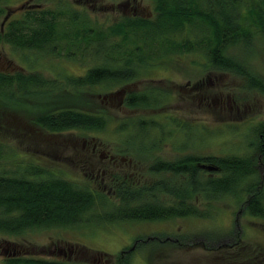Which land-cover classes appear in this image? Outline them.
Listing matches in <instances>:
<instances>
[{
  "label": "rangeland",
  "instance_id": "1",
  "mask_svg": "<svg viewBox=\"0 0 264 264\" xmlns=\"http://www.w3.org/2000/svg\"><path fill=\"white\" fill-rule=\"evenodd\" d=\"M58 1L4 0L0 7L9 12L8 17H14L24 5L54 7ZM66 1L84 12L96 29L104 31L125 18L153 19L156 15L154 0ZM4 17L5 14L0 15V30L8 18ZM255 32L248 48L237 45L227 50L243 66V74L206 66L201 52L178 53L165 56L154 65H142L132 81L94 86L81 92L65 87V78L82 75L87 68L105 62L103 57L83 59L77 52L73 58H67L65 53L21 51L0 42V72L38 73L57 83L50 91L47 88L52 98L59 100L52 106L103 112L107 119L99 131L76 129L51 133L34 122L46 106L39 105L47 99L46 89L21 99L16 103L17 108L0 103V141L5 145L0 169L14 171L37 165L77 184L99 186L108 192L127 178L141 184L161 177H168L170 185L186 182L185 175L151 174L148 166L155 159L169 160L187 153L254 154L261 140L258 129L264 126V93L251 87L247 77L256 75L264 80V35ZM117 40L113 37L107 43ZM245 71L248 74L244 75ZM143 91L154 92L152 96L159 103L134 107L124 104L128 93ZM139 120H154L156 125L145 130H136L132 125L125 130L118 128L121 122ZM130 128L136 140L130 138ZM201 176L205 178L208 174ZM166 197L160 195L170 203L171 197ZM190 200L200 208L205 207L199 194ZM211 206L213 215L207 219L120 221L31 228L17 235L0 233V264L11 253L80 264H114L113 255L130 246L136 237L155 233L172 237L182 234L188 240L147 241L134 254L131 264H239L249 259L246 256L264 251L260 218L245 214L242 204L231 196L214 201ZM155 244L147 261L146 252ZM252 264H258L257 258Z\"/></svg>",
  "mask_w": 264,
  "mask_h": 264
},
{
  "label": "trees",
  "instance_id": "2",
  "mask_svg": "<svg viewBox=\"0 0 264 264\" xmlns=\"http://www.w3.org/2000/svg\"><path fill=\"white\" fill-rule=\"evenodd\" d=\"M154 2L156 15L153 19L125 18L105 31L96 29L84 12L66 0H59L54 7L24 5L14 17H8L9 12L0 7V15L8 17L0 30V42L21 51L34 50L47 55L65 53L67 58H73L77 52L83 59L87 56L103 57L105 62L87 68L82 75L65 78V87L81 92L94 86H115L132 81L142 65H154L159 59L178 53L201 52L206 58V66L243 74V66L227 50L237 45L248 48L255 31L264 35V0ZM113 37L118 40L107 43ZM247 77L251 87L264 93L262 78L249 74ZM54 87H57L56 82L38 73L0 72V103L8 105L7 108H17L16 103L21 99L39 93L40 89L48 88L50 91ZM48 90L46 101L39 103L46 106L34 118L41 128L61 133L76 129L99 131L105 127L107 119L103 112L52 106L59 100L52 98L53 94ZM153 93H128L124 104L128 107L157 105L159 100L152 96ZM128 123L121 122L118 128L125 130L132 125L136 130H145L156 125L154 120ZM258 130L261 140L254 154L217 156L187 153L169 160L155 159L149 164L151 174L187 176L186 182L178 185H170L168 177L142 184L127 178L106 192L99 186L77 184L37 165L14 171L0 169V233L17 235L31 228L120 221L207 219L213 215L212 202L225 196L241 203L245 214L260 218L264 228V126ZM135 135L130 128V138ZM4 147L0 141V157L4 154ZM205 164L217 169L203 168ZM202 173L208 176L202 178ZM214 173L218 175H212ZM197 194L203 198L204 208L190 200ZM160 195L171 197V202H165ZM207 238L219 239L213 235H207ZM152 240L176 243L188 239L182 234L173 237L159 233L138 236L130 246L113 255L114 264H131L134 254ZM156 245L146 252L147 261ZM246 257L249 259L239 264H252L254 258L258 264H264V251ZM1 264L80 263L11 253Z\"/></svg>",
  "mask_w": 264,
  "mask_h": 264
},
{
  "label": "water",
  "instance_id": "3",
  "mask_svg": "<svg viewBox=\"0 0 264 264\" xmlns=\"http://www.w3.org/2000/svg\"><path fill=\"white\" fill-rule=\"evenodd\" d=\"M205 168L208 170H215L216 169V167H214L212 165H207V166H205Z\"/></svg>",
  "mask_w": 264,
  "mask_h": 264
},
{
  "label": "flooded vegetation",
  "instance_id": "4",
  "mask_svg": "<svg viewBox=\"0 0 264 264\" xmlns=\"http://www.w3.org/2000/svg\"><path fill=\"white\" fill-rule=\"evenodd\" d=\"M110 159L113 160V156H110ZM70 249V248H69ZM71 251V249L69 250V252Z\"/></svg>",
  "mask_w": 264,
  "mask_h": 264
}]
</instances>
